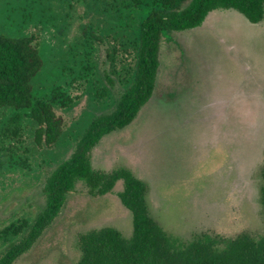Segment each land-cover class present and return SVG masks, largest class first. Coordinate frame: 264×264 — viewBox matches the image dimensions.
<instances>
[{
	"label": "rangeland",
	"instance_id": "374dc122",
	"mask_svg": "<svg viewBox=\"0 0 264 264\" xmlns=\"http://www.w3.org/2000/svg\"><path fill=\"white\" fill-rule=\"evenodd\" d=\"M129 2L0 0V35L40 39L44 67L35 97L47 100L61 85L78 98L71 108L55 107L64 133L51 149L35 144V126L25 118L27 153L9 148L1 133L12 110L0 111V258L27 235L5 238L3 230L22 220L35 224L46 209L47 177L71 158L88 122L110 114L124 92L119 76L126 64L108 56L149 12L135 13ZM86 60L92 72L80 80ZM19 158H28L27 167L11 166ZM90 159L97 170L127 169L142 180L152 217L185 242L202 234L264 236V19L252 24L238 11L219 9L197 28L165 34L152 98L129 126L103 137ZM122 191L119 182L112 193L93 197L77 182L53 223L13 264H77L78 237L91 230L112 227L130 237L133 216Z\"/></svg>",
	"mask_w": 264,
	"mask_h": 264
},
{
	"label": "trees",
	"instance_id": "16d2710c",
	"mask_svg": "<svg viewBox=\"0 0 264 264\" xmlns=\"http://www.w3.org/2000/svg\"><path fill=\"white\" fill-rule=\"evenodd\" d=\"M178 4L179 0H130L127 9L135 13L149 9V12L140 19L132 39L117 44L108 56L121 58V64H126L124 77L119 76L125 90L110 114H101L88 122L71 158L47 177L46 209L37 216L35 224L22 220L3 230L5 238L27 235L23 241L9 247L0 258V264H13L31 249L58 216L79 181L87 186L93 197L112 193L117 183L122 182L119 198L133 216V233L126 237L118 229L106 227L80 234L81 257L77 264H264V236L255 238L243 233L234 239H223L202 234L185 242L152 217L147 202L148 187L142 180L127 169L97 170L90 159L91 151L103 137L129 126L152 98L160 67V45L165 34L197 28L211 12L219 9L238 11L252 24L264 19V0H192L184 9ZM80 62L87 72L79 75L82 80L93 67L87 60ZM43 67L38 36L0 35V111L12 110L8 126L1 135L9 138L11 149H24V118L35 126L34 142L39 148L55 147L64 133V120L56 114L55 107L71 108L78 99L61 85L52 90L47 100L35 97L34 80ZM68 86L77 89L73 84ZM106 93L104 90L100 98L106 97ZM26 160L28 158H19L11 166L27 167ZM260 198L264 211V169Z\"/></svg>",
	"mask_w": 264,
	"mask_h": 264
}]
</instances>
